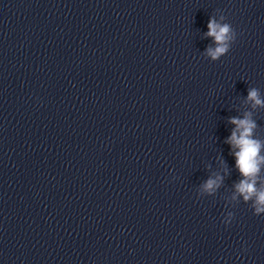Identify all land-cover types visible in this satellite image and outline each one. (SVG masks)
Returning <instances> with one entry per match:
<instances>
[{"label": "clouds", "instance_id": "obj_1", "mask_svg": "<svg viewBox=\"0 0 264 264\" xmlns=\"http://www.w3.org/2000/svg\"><path fill=\"white\" fill-rule=\"evenodd\" d=\"M207 29L203 38H210L211 43L205 48L203 55L215 62L231 51L237 40V32L223 12L218 16H210ZM244 101L249 105L250 110L229 118L228 123L233 125V128L225 140L240 175V179L232 185L234 190L232 199L237 200L242 197L243 203L248 204L253 214L259 216L264 212V139L256 135L258 123L253 118V114L258 109H264V93L257 87H248ZM226 175L227 172L209 176L199 186L200 194L215 195L223 186ZM228 215L231 217L233 213Z\"/></svg>", "mask_w": 264, "mask_h": 264}]
</instances>
